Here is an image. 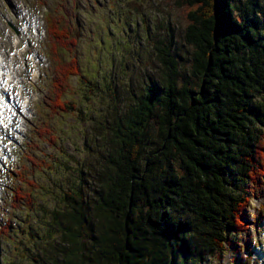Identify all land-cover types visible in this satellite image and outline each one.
Listing matches in <instances>:
<instances>
[{
	"label": "trees",
	"instance_id": "trees-1",
	"mask_svg": "<svg viewBox=\"0 0 264 264\" xmlns=\"http://www.w3.org/2000/svg\"><path fill=\"white\" fill-rule=\"evenodd\" d=\"M177 3L192 6L185 33L193 51L184 63L172 35L155 42L161 80L150 79L113 127L95 216L83 180L65 192L53 226L65 245L53 264H211L245 243L236 234L248 228L250 200L264 187V1ZM65 23L47 17L56 61L50 110L58 114L78 111L67 98L80 73L75 57L65 60L76 46ZM43 127L40 137L56 144ZM24 196L32 204V193Z\"/></svg>",
	"mask_w": 264,
	"mask_h": 264
},
{
	"label": "rangeland",
	"instance_id": "rangeland-1",
	"mask_svg": "<svg viewBox=\"0 0 264 264\" xmlns=\"http://www.w3.org/2000/svg\"><path fill=\"white\" fill-rule=\"evenodd\" d=\"M191 9L177 0H0V63L12 81L4 89L12 106L0 119L5 148L0 159V264H35L33 256L52 264L59 260L65 240L53 227L55 213L65 192L78 189L80 180L85 205L95 216L113 127L150 79L161 80L156 41L169 44L172 35L177 57L183 62L189 58L193 48L185 31ZM48 12L68 13L67 21L71 14L77 34L74 55L87 80L72 78L76 88L67 98L76 101V112L50 110L56 61L42 32ZM71 57L67 52L65 60ZM44 124L56 134V144L38 138ZM31 155L45 158L50 167L32 164ZM17 169L34 184L14 176ZM16 186L32 192V204L14 193ZM14 196L21 205L11 203ZM250 203L249 211L259 216L248 217V228L236 234L245 236L247 244L235 243L220 261L211 257V264H264V188Z\"/></svg>",
	"mask_w": 264,
	"mask_h": 264
},
{
	"label": "bare ground",
	"instance_id": "bare-ground-1",
	"mask_svg": "<svg viewBox=\"0 0 264 264\" xmlns=\"http://www.w3.org/2000/svg\"><path fill=\"white\" fill-rule=\"evenodd\" d=\"M4 67H1L0 68V78H1V76H3V72H4ZM1 86V85H0ZM3 99V100H2ZM6 103H7V98H6V96L5 95H3L2 96V93L0 94V106H1V108H4V109H6ZM10 104H8V106H9ZM262 115V114H261ZM239 215V214H238Z\"/></svg>",
	"mask_w": 264,
	"mask_h": 264
}]
</instances>
